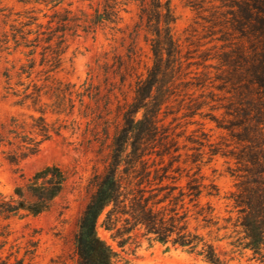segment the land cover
<instances>
[{
	"label": "trees",
	"instance_id": "16d2710c",
	"mask_svg": "<svg viewBox=\"0 0 264 264\" xmlns=\"http://www.w3.org/2000/svg\"><path fill=\"white\" fill-rule=\"evenodd\" d=\"M37 1L46 7L50 5L51 14L34 10L17 14L9 25L10 33L4 32L0 40V52L8 51L11 41L14 52L23 49L19 53L25 57V63L21 59L12 61L2 73L3 97L12 99V105L24 111L12 116L0 132V146L9 148L6 159L17 165L37 154L42 143L65 128L76 103L84 107L87 123L95 122L94 111L84 104L85 99L98 107V102L105 98V106H114L116 111L107 161L95 177L94 192L75 235L76 264H112L111 248L96 233L98 219L106 209V230H112L118 218L127 216L161 243L174 234L182 240L174 243L190 245L187 240L192 235L184 233L185 221H205L214 211L207 203L204 212L201 204L203 197H214L212 191L217 190L214 180L207 181L202 170L217 156L236 165L244 161L251 164L253 183L261 184L258 179L264 173V0L207 1L210 19L206 23L217 28L209 42L208 50H215L211 57L203 54L204 44L196 42L190 44L192 48H185L175 38L176 18L171 0H79L86 8L75 11L70 9V3L68 8L56 9L63 0L34 2ZM133 1H138V12L132 30L127 33V27H121L122 15L128 13ZM242 3L246 4V11ZM195 7L199 12L207 10L199 4ZM38 13H42L41 17ZM42 19H47L46 23ZM105 29L111 31L113 40L120 35L119 46L96 59L89 82L77 87L58 78L67 64L71 68V59L66 58L70 40ZM141 39L148 48L145 55ZM210 69L216 70L213 76ZM177 100L189 113L183 117L209 116L215 129L226 134L221 137L224 142H215L211 130L204 133V124H198L205 138L196 141L199 153L191 155L184 177L180 165L172 170L174 161L169 145L173 137L164 123L167 111ZM204 108H208L206 113ZM49 116L56 118L52 121ZM157 139L164 140L162 153L156 155L158 162L151 160L152 153H147L148 144ZM243 144L252 148L249 159L242 156ZM166 155L169 159L165 165ZM183 178L187 179L184 189L178 186ZM65 180L58 166L37 171L24 187L15 188L13 201H0V219L37 216L47 211ZM185 201L189 208L184 207ZM158 206L159 210H155ZM183 208L184 214L180 216L178 210Z\"/></svg>",
	"mask_w": 264,
	"mask_h": 264
},
{
	"label": "rangeland",
	"instance_id": "374dc122",
	"mask_svg": "<svg viewBox=\"0 0 264 264\" xmlns=\"http://www.w3.org/2000/svg\"><path fill=\"white\" fill-rule=\"evenodd\" d=\"M34 1L36 0H0V40L3 39L4 32L10 33L9 25L12 20L17 19V14L23 15L29 10L51 14L48 10L50 5L46 7L40 4V1ZM207 1L171 0L170 4L176 18L173 25L175 38L182 42L185 48H192L191 45L196 42L204 44L203 54L211 57L215 50H208L211 48L209 42L211 34L215 33L217 28L212 29V25L206 23L210 19ZM69 3L70 9L74 11L86 8L79 0H63L62 5L56 9L68 8ZM196 4L207 10L199 12ZM216 5L219 6V2H216ZM242 7L245 9L243 11H246L245 3H242ZM137 12L138 1H133L128 13L122 15L121 27H127V33L132 30ZM41 14L38 13L37 16L41 17ZM6 16L8 18H5ZM41 21L46 23L47 19ZM119 37L120 35H116L113 40L111 31L105 29L97 31L95 35L81 34L80 37L71 39L66 53V58L71 59V68L67 64L65 70L57 74V77L70 81L77 87L88 83L96 59L110 48L119 46ZM7 47L10 48L8 51L0 52V132L3 125L9 124L12 116L24 112L12 105V99L3 97L4 69L18 59L25 63V57L19 53L24 51L23 49L14 52V44L11 41ZM140 47L145 55L148 48L142 39ZM119 50L121 51V48ZM36 58L38 61V54ZM6 61L8 64H5ZM212 64L215 65L216 62L212 61ZM210 71V76L216 73L214 69ZM206 78L208 77H203V80ZM84 104L94 111L95 122L88 124V120L83 117L84 107L80 108L76 103L73 114L67 119L60 134L42 143L37 154L19 164H10L6 159L9 148L0 146V201H13L15 188L24 187L34 173L47 166H58L66 177L60 194L52 201L47 211L37 216L0 219V264H16L18 261L19 264L77 263L75 235L82 212L94 192L95 177L103 171L106 164L116 116L114 106H105V98L98 102V107L87 99ZM170 108L164 123L173 137V142L169 145L170 156L174 161L172 170L180 165L181 176L184 177L191 155L197 156L199 153L196 150V141H204L205 138L201 135L198 124H204V133L208 134L211 130L210 134L215 142H224L221 137L226 134L215 129L209 116L183 117L189 113L183 110L178 100ZM206 109L208 108L202 111L206 113ZM55 118L49 116L52 121ZM163 142L164 140L157 139L148 144L147 153H152L151 160L158 162L156 155L162 153ZM251 151L250 145H244L241 149L242 156L249 159ZM168 159L169 155H166L165 165ZM203 162H206V158ZM251 171V164L245 161L236 165L219 156L203 167L202 172L207 181L214 180L217 190H211L216 196L203 197L201 204L205 207L204 212H207V203L214 211L205 221H185L187 232L184 233L189 232L192 235L187 240L191 243L187 247L177 244L182 240L174 234L166 243L159 242L154 234L142 226L134 225L127 216L118 218L115 228L106 230L104 225L108 224L105 220L109 210L106 209L98 219L96 233L111 248V263L264 264V173L258 179L261 184L255 185ZM186 181L187 179L183 178L178 182V186L184 189ZM184 207L189 208L187 201ZM159 208L160 206L155 210ZM184 210H178L180 216L184 214ZM184 233L183 235H187ZM174 240L177 243H174Z\"/></svg>",
	"mask_w": 264,
	"mask_h": 264
}]
</instances>
